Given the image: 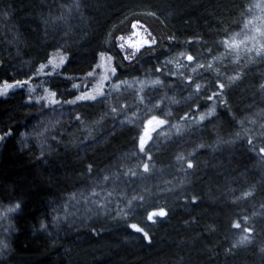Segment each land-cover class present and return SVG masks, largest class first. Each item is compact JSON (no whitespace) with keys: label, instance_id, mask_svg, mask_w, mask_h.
I'll list each match as a JSON object with an SVG mask.
<instances>
[{"label":"trees","instance_id":"16d2710c","mask_svg":"<svg viewBox=\"0 0 264 264\" xmlns=\"http://www.w3.org/2000/svg\"><path fill=\"white\" fill-rule=\"evenodd\" d=\"M255 3L0 0V264H264Z\"/></svg>","mask_w":264,"mask_h":264},{"label":"rangeland","instance_id":"374dc122","mask_svg":"<svg viewBox=\"0 0 264 264\" xmlns=\"http://www.w3.org/2000/svg\"><path fill=\"white\" fill-rule=\"evenodd\" d=\"M253 10L254 15L250 24H248L247 28L239 36H236L235 41L233 40V50H240L242 54L246 55L250 54L253 50H256L255 52L257 53H261L264 50V0H256ZM130 27L131 32L129 36L119 37L117 41L118 48L123 53L124 58L128 60L132 59L140 49L145 46H150L153 43V39L145 26L140 23H133ZM100 59L99 72L101 80L105 81L111 72V60L106 57ZM6 86L0 88L1 95L7 94L12 89L11 87L6 88ZM164 125L165 122L158 117H151L144 123L138 140V151L141 154H145V149L153 134ZM141 145H143V148ZM159 217L162 216L156 215L152 220H148L154 221Z\"/></svg>","mask_w":264,"mask_h":264},{"label":"snow or ice","instance_id":"6c2138e0","mask_svg":"<svg viewBox=\"0 0 264 264\" xmlns=\"http://www.w3.org/2000/svg\"><path fill=\"white\" fill-rule=\"evenodd\" d=\"M227 43V42H225ZM189 59H191V57H189ZM9 87V86H6V88ZM141 147L143 148V145H141ZM189 167H191V165H189ZM147 170V169H146ZM156 215H159V216H163L165 215V213L163 212V210L159 211L158 213L157 212H154L152 214L149 215L148 219L149 220H152L154 216ZM136 231H141L140 228H137L135 225L132 226ZM146 235V234H145Z\"/></svg>","mask_w":264,"mask_h":264}]
</instances>
